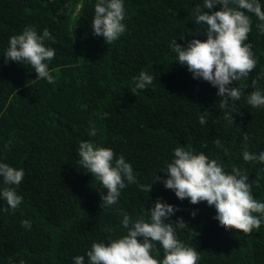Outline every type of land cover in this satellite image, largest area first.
I'll return each mask as SVG.
<instances>
[{
	"label": "trees",
	"instance_id": "obj_1",
	"mask_svg": "<svg viewBox=\"0 0 264 264\" xmlns=\"http://www.w3.org/2000/svg\"><path fill=\"white\" fill-rule=\"evenodd\" d=\"M259 2L264 8V0ZM94 3L0 0V55L8 38L29 25L38 34L47 28L55 42L46 43L56 50L49 64L54 84L0 56V160L25 172L17 188L22 203L14 212L0 211V264L20 259L25 264H73L72 257L83 255L92 242L123 233L121 211L131 219L146 217L158 197L178 207L169 219L185 222L175 229L176 236L197 252L199 264H264V223L247 234L221 229L213 209L178 199L159 181L149 194L127 185L114 207L101 208L97 182L80 168L75 152L80 141L93 139L124 155L139 183H150L154 173L164 175L172 149L187 145L229 169L243 168L255 180L264 164L245 162L240 150L245 143L250 152L264 150V107L250 108L243 98L255 90L254 80L264 89V36L257 31L258 22L249 17L247 41L257 66L240 82L247 90L228 124L216 88L193 79L186 66L174 62L168 47L173 38L179 44L206 39L191 21L193 8L204 10L203 0H125L126 32L112 46H102L103 37L91 34ZM141 69L153 81L133 94L131 78ZM205 109L206 123L200 125L198 115ZM101 113L107 116L101 119ZM90 121L98 129L96 137L88 136ZM217 139L228 157L214 148ZM251 191L264 200V172ZM6 207L0 201V208ZM21 219L31 221L30 230L21 227ZM157 255L162 256L159 245Z\"/></svg>",
	"mask_w": 264,
	"mask_h": 264
},
{
	"label": "clouds",
	"instance_id": "obj_2",
	"mask_svg": "<svg viewBox=\"0 0 264 264\" xmlns=\"http://www.w3.org/2000/svg\"><path fill=\"white\" fill-rule=\"evenodd\" d=\"M125 0H95L91 21V34L103 37L102 46H112L126 32ZM219 5V9H212ZM191 12L192 22L200 26V32L206 39L192 38L186 44L177 43V38L169 41L168 47L174 54V62L186 66L193 79L207 81L216 88L219 98L218 108L223 112V119L232 124L238 102L247 90L240 83L248 79L257 66L252 45L247 43L254 17L256 27L264 36V8L259 0H203ZM184 39V34H180ZM46 42H55L47 28L39 34L34 26H25L19 33L8 38L3 49L4 62L9 60L28 66L34 70L35 79H43L48 84L55 83L49 64L55 48ZM131 92L136 94L144 90L153 81V75L141 69L132 78ZM238 83V86H233ZM250 95L243 97L250 108L264 107V89L257 87ZM101 119L107 113L98 114ZM208 116L205 109L198 115V123L204 125ZM98 129L90 121L88 136L96 137ZM247 140V137L244 138ZM214 148L228 150L219 139L213 141ZM77 163L85 172L91 173L97 182L101 208L114 207L127 185L136 184L139 191L148 193L154 182H161L163 187L174 192L175 196L191 204L204 203L216 213L214 221L221 229H238L250 233L264 223V200L254 198L252 185L243 168H227L223 162L210 158L204 152H197L190 146L179 145L172 149L171 159L164 166L163 176L153 174L152 182L139 183L132 165L124 155L116 154L93 139L82 140L75 150ZM240 154L245 162L264 164V150L250 152L245 143ZM25 175L23 168L10 165L0 160V201L7 205L0 211L14 212L22 203L18 194ZM178 211V207L162 198H156L147 215L131 219L127 212L121 211L120 225L123 233L115 238L94 241L83 255L72 257L73 264H199L200 256L176 236L175 229L184 227L185 222L177 218L173 224L169 219ZM195 216L193 211L190 213ZM22 228L30 230L31 221L21 219ZM157 245L162 256L157 255ZM17 264H25L20 259Z\"/></svg>",
	"mask_w": 264,
	"mask_h": 264
}]
</instances>
